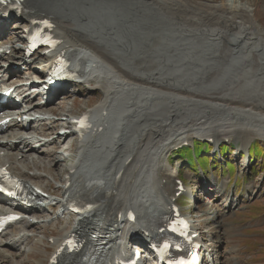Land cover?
I'll return each instance as SVG.
<instances>
[{
  "label": "bare ground",
  "instance_id": "6f19581e",
  "mask_svg": "<svg viewBox=\"0 0 264 264\" xmlns=\"http://www.w3.org/2000/svg\"><path fill=\"white\" fill-rule=\"evenodd\" d=\"M200 2L188 10L181 0H26L23 27L32 29L34 19H50L62 39L58 51L73 60L75 71L90 91L102 92L98 104L89 110L91 127L80 138L74 124L68 126L70 130L61 127L64 133L58 134L55 128L68 123L62 118L39 119V124L47 125L40 129L31 125L28 119L33 110L43 109L39 112L43 115L57 108L47 102L44 109L18 84L15 91L32 108L10 104L26 120L10 122L4 130L0 127L1 165L23 177L30 187H43L46 177L41 178L50 173L40 169L46 160L51 158L62 171L61 161L66 157L70 163L60 178L63 207L73 198L93 204L74 215L71 224L62 223L61 232L51 242L57 248L61 237L74 233L83 246L77 251L64 249L56 262L48 259L37 264H77L92 247L89 235L96 229L107 230L113 237L112 257L131 255L130 241L150 249L160 234L157 220L170 214L172 195L177 191L162 187L157 176L172 144L187 139L189 133H193L192 139L195 134L206 138L217 134L218 143L243 133V147L249 136L264 137V30L257 17L253 20L249 7L231 6L233 0L222 7ZM187 12L199 21L183 14ZM20 32L24 43L28 33ZM9 40L1 42L0 56L14 46ZM14 50L8 60L24 65L27 74L36 73L24 48L20 54ZM16 72L20 78L19 69ZM12 74L7 70L2 73L5 83L18 82ZM66 132L76 140L74 156L70 146L59 149L66 142ZM24 134L32 135L23 138ZM225 188L224 183L211 188L213 204ZM37 195L46 205L56 199L52 194ZM10 205L23 210L18 203ZM46 207L36 209L46 212ZM130 210L137 214L134 222L127 219ZM60 211L52 219L45 218L43 224L47 226L48 220L59 223L61 215H67L64 209ZM204 213L205 219L218 216L215 207ZM22 223L25 228L18 230ZM34 224L41 225L22 220L8 231L12 240L0 236V264H6L3 258L31 237L27 227ZM207 232L202 229L200 233L206 251L204 264H216L213 243L207 237L216 231L210 227ZM44 236H34L35 243L43 242ZM9 259V264L21 262Z\"/></svg>",
  "mask_w": 264,
  "mask_h": 264
},
{
  "label": "rangeland",
  "instance_id": "374dc122",
  "mask_svg": "<svg viewBox=\"0 0 264 264\" xmlns=\"http://www.w3.org/2000/svg\"><path fill=\"white\" fill-rule=\"evenodd\" d=\"M178 1L179 0H175V2ZM181 1L186 4L188 10H190L192 6L199 1L206 2L208 4H214L215 6L217 5L219 7H222V5L225 6L227 4H232L228 2L229 0ZM233 1L234 2L231 6H246L252 9L251 14L253 13V20H255L257 17L258 22L260 23V27L262 28V30H264V0ZM183 14H187V16L190 17L192 16L191 18L196 22L199 21L198 16L192 15V13L187 12ZM8 31L11 33L10 38L12 39V42L15 40V43L17 45L19 43V40L22 38L20 25L18 23L13 24L12 26L8 27ZM16 31L19 32L17 33V35L13 33ZM19 48L21 49L20 53H22V45H20ZM41 62L42 60H38V63ZM74 85L68 87V89L64 91V94L68 95V97L66 99H63L62 96L60 97V101L58 100L59 103H62L60 106L59 103L57 105L54 104V106L58 109L56 113H59L58 115L60 116H64L66 112H70L72 114L81 113L86 108L97 105L102 97V92L100 89L89 91L84 89L83 86H77V84ZM36 102L37 101L35 100V103ZM46 126L47 125L44 124L43 127ZM65 135H67V137L65 138L66 142H63L62 146H60L59 149L61 148L62 150H64L65 147L70 146L71 148L69 150L71 154H69L74 156V154L76 153V140L73 139L71 135L70 137H68L69 133L67 132L65 133ZM244 137L245 134L243 133H235L233 140L228 141L223 139L220 141L221 146H223V152L227 151V147L231 148L232 146H237L244 149V154L242 156L239 155L237 157L235 153L230 150L226 154L222 152L221 155L219 151L215 152L214 149L205 154L212 159V161L209 162L205 169L207 178L212 179V184H210V186L216 184V181L220 182L224 179H227V192L230 193V197L232 198L231 205H235V209L231 213H226V209L223 203H220V199L217 203L219 204L217 208L219 209V212L223 217L220 219L219 224L215 228V231H218V233L213 235L212 243L213 245H215L214 256L218 260L219 264H222V261L224 262L223 264H264V157L258 156L257 159L248 163L246 154L252 144L258 143L259 146L264 148V137L258 135L249 136V142L246 145L247 147H243L242 145H244ZM198 138L201 137H195L192 140H188V142L192 144V142L194 140H198ZM56 150H58V147ZM62 150L60 153H62ZM172 150L173 149L171 148V153ZM171 153L166 154V156H164L163 158L165 161V167L162 168V173L159 172L160 177L161 175L165 177L167 172L172 174L175 173V176L172 175L174 185V178H176L177 176H181L182 178H185L187 185H192L194 190L196 188H199V180L200 178H204L203 170L200 169L199 172L193 173L190 169H182L186 166V161H179V155L174 156L171 155ZM214 161H216L217 165L219 166L218 170H216L213 166ZM69 163L70 161L68 162L67 158L64 157L61 161L62 171H59L58 166H55V162H52L51 158H49V160H46V164L40 169L44 172H50L48 177L44 175V177L41 178V180H43L46 177V179L44 180L45 185L43 187L47 190V192H50L55 196H60V178H62V175L65 173ZM231 164L235 167L234 170H231L229 168ZM58 172L60 173V175L57 177L54 176ZM54 178H56L57 180H55ZM170 185H172L171 180ZM248 195H251L252 198L248 199ZM203 198L204 201H202ZM203 198H200L201 200L195 209L188 208L186 201H182L181 203L186 212L193 213L195 211L194 218L196 224L205 226L207 223L205 222L206 220L204 218L205 216L203 215V209L209 208V206H207V200L213 201L214 198L209 195ZM201 203L202 205H200ZM205 205L207 206L206 208L204 207ZM199 208L202 209L200 210ZM184 209H182L183 212ZM56 212L58 214L61 213L60 207H58L57 204L48 206L46 208V212H39L37 217H40V220L41 217H43L41 225L34 224L30 227H27V229L31 230L30 232H28L31 234V237H29L26 242H23L24 245L21 243V247L18 246V248H13L14 250L12 249V254L9 258L12 257L19 262L21 261L18 264H37V261H43L46 263L48 256L54 248L52 246H49L52 240L51 238H46L39 244L35 243L34 236H36L37 234H44L46 235V237L49 235H56L61 232L60 227L62 223L71 224V222H73V216L67 214L61 215L59 223L51 221L49 224H47V226L45 225L46 223L43 224V222L46 220L45 218H47L48 216H50L51 219L56 217ZM22 224H20L18 230L25 228L24 224ZM33 233L34 235L32 236ZM4 237L9 238V235H6ZM217 242L219 243L217 244ZM25 243L28 244L29 247L24 250L23 246L26 245ZM9 258L6 259V264L10 263L9 261L11 259Z\"/></svg>",
  "mask_w": 264,
  "mask_h": 264
},
{
  "label": "trees",
  "instance_id": "16d2710c",
  "mask_svg": "<svg viewBox=\"0 0 264 264\" xmlns=\"http://www.w3.org/2000/svg\"><path fill=\"white\" fill-rule=\"evenodd\" d=\"M208 150H209V147H205V144L200 143L199 144V148H198L199 157L201 158V155L204 152L208 151ZM252 152H254L257 157L260 156V155L264 157V148H262L261 146H259V144L254 145L252 147Z\"/></svg>",
  "mask_w": 264,
  "mask_h": 264
},
{
  "label": "snow or ice",
  "instance_id": "6c2138e0",
  "mask_svg": "<svg viewBox=\"0 0 264 264\" xmlns=\"http://www.w3.org/2000/svg\"><path fill=\"white\" fill-rule=\"evenodd\" d=\"M69 243H71V241H69Z\"/></svg>",
  "mask_w": 264,
  "mask_h": 264
}]
</instances>
